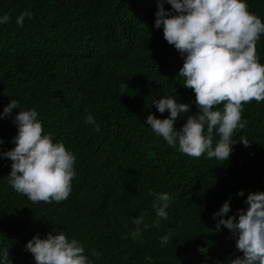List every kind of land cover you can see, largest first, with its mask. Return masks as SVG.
<instances>
[{
  "label": "trees",
  "instance_id": "16d2710c",
  "mask_svg": "<svg viewBox=\"0 0 264 264\" xmlns=\"http://www.w3.org/2000/svg\"><path fill=\"white\" fill-rule=\"evenodd\" d=\"M158 2L0 0V16L11 17L0 24V114L10 100L19 105L0 119V153L15 147L18 111L35 109L44 134L76 157L69 197L33 203L11 186V161L0 156V264L4 249L12 264H36L26 244L50 232L76 239L91 264H230L243 257L233 233L216 224L246 212L250 193H264V101L243 105L247 126L234 132L227 161L188 156L178 141L170 146L157 136L147 116L170 113L161 114L154 101L173 96L190 105L176 119L177 131L198 113L194 91L179 76L184 58L154 26ZM245 2L264 22V0ZM26 9L32 17L18 26ZM256 50L264 64V34ZM88 115L95 125L86 123ZM219 139L214 132L213 148ZM150 193L171 197L158 227ZM226 201L231 211L213 219ZM141 216L133 238V220Z\"/></svg>",
  "mask_w": 264,
  "mask_h": 264
},
{
  "label": "clouds",
  "instance_id": "9594fccd",
  "mask_svg": "<svg viewBox=\"0 0 264 264\" xmlns=\"http://www.w3.org/2000/svg\"><path fill=\"white\" fill-rule=\"evenodd\" d=\"M164 2L171 5L172 11H165ZM31 17L32 12L26 9L16 23L22 27L25 18ZM10 19L7 14L0 16V24ZM154 26L162 27L164 39L184 58L179 76L184 78L183 87L194 91L198 113L188 115L182 129L175 130L176 119L189 113L190 105L166 96L153 104L161 114L168 111L169 117L158 119L150 114L145 123L168 145L176 146L178 141V150L183 154L199 158L207 153L209 159L227 161L235 144L231 139L234 132L247 126V121L242 120L243 105L253 100L264 101V64L256 50L264 34V22L249 12L245 0H159ZM219 105H223L222 110H213ZM18 107L16 100H10L0 119L10 116ZM37 116L35 109L18 111L14 117L18 128L13 139L15 147L0 156L11 161L8 177L16 192L33 203H59L70 195L76 157L62 142L54 143L51 132L44 134ZM85 121L95 125L91 115ZM96 130L99 131L98 125ZM214 132L220 139L213 148ZM240 143L250 145L244 137ZM150 195L158 201L153 205L157 217L153 226L158 227L160 219H168L166 210L171 197L168 193ZM238 195L243 196V191ZM245 203L246 212L237 210L236 216L219 219L216 230L223 226L232 232L236 248L243 253L242 258L231 260L230 264H264V193H250ZM230 211V201H226L213 219ZM237 216L238 222H234ZM142 222V216L133 220L137 225L133 238L140 235ZM170 236L171 232L162 237V243L167 244ZM26 251L36 264H91L78 241L70 240L63 232H50L44 239L33 237L26 244ZM198 251L206 253L207 249ZM92 255L99 254L93 251ZM2 264H12L8 249L2 252Z\"/></svg>",
  "mask_w": 264,
  "mask_h": 264
}]
</instances>
